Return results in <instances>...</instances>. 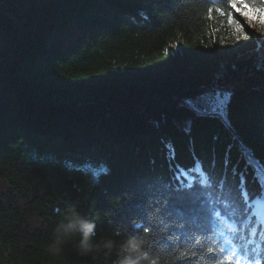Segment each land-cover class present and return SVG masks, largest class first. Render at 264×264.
<instances>
[{"label": "trees", "instance_id": "1", "mask_svg": "<svg viewBox=\"0 0 264 264\" xmlns=\"http://www.w3.org/2000/svg\"><path fill=\"white\" fill-rule=\"evenodd\" d=\"M207 6L0 0V264H116L131 237L174 264L176 253L155 246L158 218L140 207L145 184L197 160L223 175L227 158L229 182H239L235 168L255 189L245 161H264V67L255 48L219 49L232 32L221 28L213 42L219 25L205 19ZM213 90L231 93L222 118L184 104ZM70 206L93 226L99 252L81 253L84 228Z\"/></svg>", "mask_w": 264, "mask_h": 264}, {"label": "snow or ice", "instance_id": "2", "mask_svg": "<svg viewBox=\"0 0 264 264\" xmlns=\"http://www.w3.org/2000/svg\"><path fill=\"white\" fill-rule=\"evenodd\" d=\"M204 3L210 5L205 19L219 25L211 30L213 42L221 28L232 32L238 47H245L241 39H254L258 42L253 50L257 67H264V0ZM230 97L231 93L213 90L187 98L184 104L201 118H222ZM186 131H190V122ZM228 163L226 158L224 173L217 176L197 160L190 168H178L168 180L143 186L140 207L146 217L155 214L157 230L162 232L155 246L176 253L174 264H264V161L251 153L246 158V168L253 171V190L235 168L232 175H239V182H229ZM100 172L106 173V166L100 165ZM143 231L148 233L150 228Z\"/></svg>", "mask_w": 264, "mask_h": 264}, {"label": "clouds", "instance_id": "3", "mask_svg": "<svg viewBox=\"0 0 264 264\" xmlns=\"http://www.w3.org/2000/svg\"><path fill=\"white\" fill-rule=\"evenodd\" d=\"M71 218L76 219L81 227L87 225L84 228L83 238L80 242V250L82 254H88L93 252H99L101 250L100 245H95L90 242V235L93 230L91 224H85L83 218L79 216L74 206H70L67 213ZM76 224H70L69 228H75ZM112 241H106L103 244V250L106 253H110L114 248ZM119 259L116 264H158L157 260L152 258L151 255L144 249L143 242L136 237H131L119 246Z\"/></svg>", "mask_w": 264, "mask_h": 264}, {"label": "rangeland", "instance_id": "4", "mask_svg": "<svg viewBox=\"0 0 264 264\" xmlns=\"http://www.w3.org/2000/svg\"><path fill=\"white\" fill-rule=\"evenodd\" d=\"M255 31L257 32L258 36L261 34L260 30L258 28ZM0 41L3 44V47L0 50V56H5L6 41H5V35L3 33H0ZM257 43L258 42L254 39H251L249 41H245V40L241 39L240 44L245 45V47H238L236 45L235 38L232 35V42L230 45H223V44L219 43L218 47L222 52H225L228 54H238V53H242V52H245L247 50H251V49L255 48ZM172 48H173V50H176V49H178V46L172 45ZM153 71L154 72H160V71H162V68L157 67V68H154Z\"/></svg>", "mask_w": 264, "mask_h": 264}]
</instances>
